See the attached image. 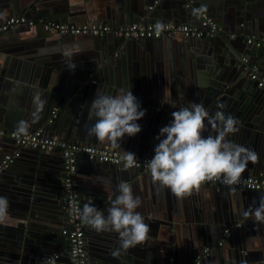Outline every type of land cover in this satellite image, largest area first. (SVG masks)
I'll return each mask as SVG.
<instances>
[{
    "label": "water",
    "instance_id": "1",
    "mask_svg": "<svg viewBox=\"0 0 264 264\" xmlns=\"http://www.w3.org/2000/svg\"><path fill=\"white\" fill-rule=\"evenodd\" d=\"M179 1H182L183 6L185 7H181L182 15L190 19L182 21H187L192 25L200 26L203 20V14L205 13L210 15L213 13L212 11L211 13L209 12V5L201 2V0ZM219 1L224 2V0H215V2ZM72 3V0H0V24L13 14L25 15L28 18H35L36 20H52L55 22L75 25L98 21V19L94 17L95 13L97 12L95 10L94 3L92 5L89 3L83 4L82 0H80V4L75 3L76 6ZM144 3L145 5H142V10L139 9L140 12L134 9V7H132V10L118 3L116 5L118 12H115V14L113 12V14H108L110 17L107 16L108 18L105 19L99 16V21L108 22L111 25L140 22L146 24L151 21V17L148 18L149 16H147L145 19H143L141 11L148 10L150 4L147 3L146 0H144ZM118 5L121 6L118 7ZM201 7L205 8L206 11L201 14H195L194 10L200 9ZM98 9L100 10H98V12L101 13L102 10L99 7ZM119 11L124 15H117ZM87 15L90 16L89 20L84 19V17ZM196 16L198 20L193 22L192 20ZM175 23L179 24L181 23V20H176ZM24 28L31 29L33 27L22 25L14 30L5 31L4 33H6L5 37L7 39L4 40L5 45L1 46L0 42V51L14 49L15 47H11L10 43L11 40L16 39L17 37H14L13 35L21 33L25 30ZM34 28L41 29V35L45 36L46 39L54 40L56 43L60 42L64 44L67 41L76 39L93 40L96 49L100 50L102 54H96L91 59L81 58L79 60L81 63H77L78 66H75L74 69H70V66L72 65L70 59L68 61L69 65H66L63 61L62 64H60L61 60H58L57 65H54V63H42V66H48V70L47 72H43L45 78L39 80L40 83H32L27 81L29 86L22 91V95L18 104L15 102H13V105L11 103L7 104L6 109L3 110L6 99L1 103L0 128L6 127V130H15V127L19 121H25L27 119V117L22 119V113L19 114V112L21 109L24 112L26 109H28L27 107L28 102L31 99V94L43 92L47 103L45 104L42 113L39 114V119L34 120L32 115V117L27 121L30 124L28 133L34 132L35 130L41 128L45 134L53 136L57 139H62L69 142L81 141L95 144L98 147L103 148L110 147V143H101L96 139L95 136H91V139H87V131H68L65 129L67 131L66 133L58 132L66 126L67 122L64 120V117L68 114L71 115L72 108L77 106L79 102H86V96L88 95L90 86L103 84L105 89L108 88V90L111 91L110 94H112L117 89L121 91L122 89L126 90L129 88L124 79L125 77L123 76L124 78L121 80L119 74L116 73L117 68L115 67L118 63L117 58L114 57V52L123 48L131 49L132 47L136 46L134 41L149 42V40H156V38H145L143 40L131 38L126 39L124 37H118L113 33H108L103 36L92 34H61L58 32H50L44 29L42 24H37ZM216 35L222 42L221 46L225 50L226 56L229 55L228 60L231 58V63H234L236 66V68L231 71H233L235 75L241 76V82H244V86L241 88L243 91L241 92L235 91L236 88L233 86L234 92L230 91L232 92V97L230 98L240 102L248 101L249 98L256 105H264V85L259 86V81L253 80L251 78V62L244 60V51L239 48L233 40L241 38L242 43L245 42L246 44L248 37L245 35L242 36L241 34L237 37H235L233 34L228 36L223 32V30L219 29ZM177 36L178 35H175L173 37ZM183 39L187 38L183 37ZM189 39H195V41L204 40L203 38L195 37ZM223 40L226 41V44ZM195 41L192 47L188 45L190 50L187 52V45H185L183 42H181L180 46L174 45L173 49L177 50V47H180V52H186L188 55H193L194 53L198 52ZM200 47L203 48L202 53L206 52L209 55H213L214 52L217 54L219 53L220 55V52H222L220 49L213 50L207 44H200ZM259 50L261 51L262 55H264V49ZM66 58H68L67 55ZM258 69L259 71H264V62L259 64ZM52 70L54 73L57 71L59 72L58 74H60L58 76H60L59 78L61 81L56 86L53 85L52 80L51 82H48L50 75L52 74ZM1 73L2 75H6L5 70H0V74ZM232 74L233 73H230L226 78L228 79L229 77H232ZM65 81H70L71 83H66V88L63 89L62 85ZM241 82H239V84H243ZM30 86L35 87V90L31 89ZM76 88L82 89L81 95H74ZM131 90L136 97L137 94H140L138 90ZM239 93H241V95H239ZM69 102L72 103L68 106ZM66 109H68L66 113L67 115L63 116V113ZM30 110L34 112L35 106L33 105ZM218 110H220L218 107L214 109L213 114H215V112ZM222 111H224L226 115L230 114L229 112H225V110ZM260 111L264 113L263 106L260 108ZM252 114L253 111L250 110L249 115L248 113H243L241 117L235 114L231 115L240 121V124L237 126L241 127L240 129L246 130L250 127H254L255 125L253 122L254 119L252 120L250 116ZM146 119L148 120V117L145 118V123ZM137 123L140 125L143 123V121L141 120L139 122L138 120ZM76 125L79 127V129L81 128V126H79V121L76 123ZM258 127L260 130H264V125ZM144 129L149 130L142 134L139 132L132 137L125 135V137L119 141L120 148L118 149L121 151H136L142 155L155 154L154 148L159 143V141L156 139V137L159 135V126L154 125L153 127L149 128L145 124ZM10 139L15 142L14 139ZM15 149L16 153H18L15 158V163L22 160L24 157L26 158L27 156H29V159L27 161L25 159L28 165L26 167V171L21 173V178H18L20 181L19 186L12 187V189L10 187V180L17 179V176L12 169H7L0 175V196H5L8 198L10 203L8 213L13 217L11 223H9L10 225H5L0 229L2 230L0 231V239H3V241L0 240L2 241L0 242V245L3 244V242L10 243V247H14L17 251V253L13 254H5L10 257V259L6 258V261L9 264H73L71 262L69 248L60 243V237L62 235L61 227H63V223L54 222V218L58 213L64 215L65 220L67 219L66 195L63 185L64 160L62 153L58 151L47 152L29 147L21 148L19 146ZM26 152H29L31 155H27ZM84 163H88L90 166L93 168L95 167L96 169L104 168L113 170L115 175L111 176L109 180H107V183L110 182L111 184L113 182L112 185L109 186L111 188L108 189L106 186L107 183L99 179H93L90 187H87L86 184H84L83 177L81 176V167ZM29 164L31 165L29 166ZM249 166L251 165H247V168L244 172L264 175V164L261 163V165L258 167L253 168ZM78 167V178L81 183L82 191V209L85 203L91 202L94 203L97 209L103 212L105 215H107L108 208L111 207L112 200H114L118 195L117 185L121 181L129 183L132 187L133 194L139 197L141 195L140 188L138 186L134 187L131 184L137 174L141 176L136 178V180L141 179L154 183L151 173L149 172L142 171L139 168L124 170L123 164L102 162L98 159L90 158L88 155L78 157ZM94 175L96 176L97 174L94 173ZM15 184L18 185L17 183ZM17 191L23 192V194H21V196H23V200H18V196H16ZM193 191L199 195L201 200L205 201L207 206L211 205L207 207V210H211L212 213L208 212L207 215H204V212H202L200 215H191V218L195 216V222L198 224L195 228L188 227V229H186L183 224V222L188 219V215L179 216L180 228L174 224V217H147L145 218V221L146 223L149 222L148 224L150 226V232L146 241L130 248L119 258H116L112 255V252L119 246L118 234L115 232L98 233L86 225L89 264H194L198 256L203 253L205 247H211L209 245L216 243L221 238L226 240L225 246L223 248L216 246L212 251L209 252V257L214 256L217 258L218 256V260H220L218 264H264L263 257L255 259L252 252L246 249L247 253L244 254L243 251L245 250H243V248L240 246L235 245L236 241L239 239H241V243L250 242L254 245V247L259 248L255 252L256 255H264V246L258 245V242L261 240V236L263 235L264 224L256 223L252 217L249 216L247 218L243 215V213L249 208L255 209L258 206L255 204V202L257 203L260 201V197L264 196V192L241 189L225 184H210L206 182L201 184V187L198 191L195 189ZM11 193H14L15 196ZM137 193H139V195H137ZM230 194L234 195V197H231ZM36 195L42 197V202L45 200V202L42 203L43 206L33 202L32 197L36 198ZM141 207L146 209L147 214L144 213L145 209L142 211L137 208L136 211L141 213V215H150V212L148 211L149 207L147 208L143 202L141 203ZM237 221H240L239 224H237ZM158 230H160L161 233H158ZM193 235H196L197 237L187 245V239ZM95 238L98 240L102 239V241L105 242V244H102L105 247L102 248L100 253L93 252L94 249L96 250V248L93 246ZM181 238L184 239L183 246L178 244ZM169 244L174 246V249H170V254L166 250V245ZM176 250L185 253L186 259L184 260L181 258L176 260L173 253ZM133 256L137 258H144L145 262L139 259H133ZM204 257L201 260V264H205ZM3 260L5 261L4 258Z\"/></svg>",
    "mask_w": 264,
    "mask_h": 264
},
{
    "label": "crops",
    "instance_id": "2",
    "mask_svg": "<svg viewBox=\"0 0 264 264\" xmlns=\"http://www.w3.org/2000/svg\"><path fill=\"white\" fill-rule=\"evenodd\" d=\"M72 1V4L75 6L76 4H80V0ZM82 2L83 4L89 3L90 5L94 3L95 10L97 11L94 17L98 19L97 22L100 23H103L104 21H99V16L105 19L110 17L108 14H115V12H118L116 6L118 3L124 7H128L129 9L134 7V9H136L138 12H140L139 9L142 8V5H145L144 0H82ZM146 2L149 3L150 6L148 10L141 11L143 19L149 16L148 18L151 17V21L158 20L161 22L175 23L176 20H181V23L179 24H191L187 21H182L190 20L188 17H184L181 13V7L185 8L182 1L146 0ZM201 2L209 5V12H213V15L210 14L209 16L215 19V21L219 24V30H223L226 35L229 36L233 34L235 37H237L241 34L242 36L245 35L246 37L252 36L264 38L262 37L264 36V0H224V2H215V0H201ZM121 5H118V7ZM98 7L102 10L101 13L98 12ZM119 14L124 15L120 11L117 13V15ZM89 17L90 16L87 15L84 17V19L89 20ZM197 20L198 18L196 16L192 21L194 22ZM34 27L31 29L24 28L25 30L19 33L20 35H13L14 37H17L16 39L11 40L10 43L11 47H15L14 49L0 51V70H5L6 72V75H2V73L0 74V108L2 107L1 103L6 99L3 110L6 109L7 104L11 103L13 105V102L16 104L19 103L22 91L29 86L27 81L32 83H40L39 80L45 78L43 72H47L48 66H42V63H54V65H57L58 60H61L60 64H62L63 61L66 65H69L68 61L70 59L72 64L74 63L75 66H78L77 63H81V61H79L81 58L91 59L96 54H102L100 50L96 49L93 40L76 39L67 41L64 44L60 42L56 43L54 40L46 39L45 36L40 34V31L42 30L36 29ZM5 35L6 33L0 31L1 46L5 45L4 40L7 39ZM177 35V37L164 35L160 39L156 38V40H149V42L134 41L136 46L132 47L131 49L123 48L114 52V57L117 58L118 63L115 67L117 68L116 73L119 74L121 80L125 77L124 79L129 88L138 90L140 92V94H137V99L141 104V108L146 110L145 115L139 120V122L141 120L143 121V123L140 124V133H146L149 130H146L147 128L144 129L145 124L149 128L153 127L154 125L159 126L160 131L163 125L165 126L169 124L172 120L171 113L173 111H176L181 107L188 106L190 102L202 103L210 114H213L214 109H216L219 104H223L225 106L220 110H225V112H229L230 114H235L240 117L243 115V113H248L249 115V111L252 110L253 114L250 116L252 120H255H253L255 124L254 127H250L246 130L240 129L238 133L231 134L228 139L237 144L240 143L255 150L259 157L258 162L255 164L249 162L248 165H251L249 167H258L261 165V163L264 164V130H260L258 127L264 125V113L260 111V108H262V106L264 107V105H256L249 98L248 101L243 102L230 98L232 97V92L230 91H233V86L236 88L235 91L241 92L243 91L241 88L244 86V82H241V76L235 75V73L231 71L236 68V66L234 63H231V58L228 60L229 55L226 56L225 50L221 46L222 42L220 38L215 35L213 37L203 38L204 40L202 41H195V39H183L181 34V36L179 34ZM233 40L235 41V44L244 51L243 57H247L248 61L251 62V65L257 64L259 68V64L264 62V55H262L261 51L257 48H254L253 46H248L250 44L247 42L246 44L245 42L242 43L241 38ZM194 41L196 43L198 52L194 53L193 55L186 54V52L190 50L188 45L192 47ZM223 41L226 44V41ZM181 42L187 45L185 53L180 52V47H177V50L173 49L174 45L180 46ZM200 44H207L213 50L220 49L222 52H220V55L219 53L217 54L215 52L213 55H209L206 52L202 53L203 48L200 47ZM65 53H71V56L67 55L68 58H66ZM53 70L51 71L52 74L50 75L48 82H51L52 80L53 85L56 86L61 81L59 78L60 76H58L60 74H58L59 72L57 71L54 73ZM230 73H233L232 77L227 79L226 77L229 76ZM259 75L260 77L264 78V71L260 70ZM239 82L243 84H239ZM66 83L71 82L65 81L62 85L63 89L66 88ZM30 88L35 90V87L30 86ZM97 89H100L108 94L111 92L108 90V88L105 89L103 84L90 86L88 95L86 96V102H79L77 106H74L71 110V115L66 114L68 109L64 111L63 116L67 115L64 117V120H66L67 124L58 133H66V130L86 132V126L90 127L95 122L94 120L88 119V110L92 100L95 98ZM81 91L82 89L76 88L74 95H81ZM119 92L120 90L117 89L111 95H116ZM39 93L41 94V99L45 100L43 92ZM34 95V93L31 94V99L28 102V109H26L25 112L21 109L19 112V114L22 113V119L27 117L25 121H28L32 117L33 112L30 109L34 105ZM239 95H241V93H239ZM71 103L72 102H69L68 106ZM146 117H148V120L146 119L145 123ZM78 121L79 126H81L80 129L76 125ZM2 128L5 129L6 127ZM209 134H215L212 132L210 127L207 131H205L204 135L206 136ZM87 137V139H91V136L88 135ZM16 147H18V145L9 137L0 138V159H2L6 153H16ZM26 154L31 155L29 152H26ZM25 159L27 161L29 156L26 158L24 157L22 160L16 163L14 161L9 168L12 169L17 176V179L14 178L15 180H10L11 189L12 187L19 186L20 184L18 178H21V173L26 171V167L28 165ZM30 165L31 164H29V166ZM81 170V176L83 177L84 184H86L87 187H90L93 179H99L107 183V180H109L111 176L115 175L113 170L104 168L96 169L95 167L93 168L90 166L88 163H84L81 167ZM94 173L97 175L95 176ZM1 174L2 172L0 175ZM140 176L141 175L137 174L132 181L133 183L131 182V184L134 187L138 186L140 188V199L147 208L149 207L148 211L152 216L143 215L145 218L174 217V224L180 228L179 216L188 215V219H184L185 221L183 222L184 227L188 229V227L195 228L197 226L198 223L195 222V216L197 214L200 215L202 212H204V215H207L208 212H211V210H207V207L211 205L207 206L205 201L201 200L199 195L194 191H192L190 195L178 199L174 194H172L170 189L162 188L158 183H152L151 181H144L141 179L136 180V178ZM112 183H107L106 186L108 189L111 188L109 186H111ZM11 194L15 196L14 193ZM21 194H23V192H16V196H18L17 198L19 201L23 200V196H21ZM137 195H139V193H137ZM231 197H234V195H231ZM32 200L35 204H39L40 206H43L42 203L45 202V200L42 202V197L38 195H36V198L32 197ZM255 204L259 205V201L257 203L255 202ZM138 209L143 211L145 208L140 206ZM144 213L147 214L146 209ZM193 214L195 216L191 218L190 216ZM12 219L13 217L8 213L5 221L0 224V229L5 225H10L9 223H11ZM54 222H61L63 223L64 227L67 219L65 220L64 215L58 213L54 218ZM237 222V224H239L240 221ZM63 227H61V230ZM157 232L161 233L160 230ZM196 237V235H193L187 239L186 244H190ZM0 240L3 241V239ZM183 240V238L179 240L178 244L180 246H183ZM94 241L95 242L93 246L96 248V250L94 249L93 252L100 253L102 248L105 247L102 245L105 244V242L102 241V239L98 240L97 238H95ZM219 241H223L225 246L226 240L221 238L216 243L209 245L212 247V250L216 247ZM241 242V239H239L236 241L235 245L243 248V250H245L243 251L244 254H246L248 250L253 253V257L255 259H259L260 257H263L264 259L263 254H255L259 248L254 247V245L250 242ZM60 243L68 248L67 240L65 237H63V235L60 237ZM258 245L264 246V229L263 235L261 236V240L258 242ZM171 248L174 249V246L170 244L166 245V250L169 254ZM0 252V264H9L6 261V258L10 259V257L7 255H9V253H17L14 247H10V243L5 242L0 245ZM173 253L176 260L181 258L184 260L186 259L185 253L182 251L180 252L176 250ZM209 255L210 253L204 257L205 264H218V262H220V260H218V256L215 258L214 256L209 257ZM133 259H139L145 262L144 258H137L133 256Z\"/></svg>",
    "mask_w": 264,
    "mask_h": 264
},
{
    "label": "clouds",
    "instance_id": "3",
    "mask_svg": "<svg viewBox=\"0 0 264 264\" xmlns=\"http://www.w3.org/2000/svg\"><path fill=\"white\" fill-rule=\"evenodd\" d=\"M205 8L195 9L201 14ZM163 24L156 25L157 31ZM71 56V53H65ZM75 64L70 66L74 69ZM46 100L36 92L33 97L35 111L34 120L39 119ZM218 109L225 106L219 104ZM146 113L130 88L122 89L118 94L111 95L100 89L96 90L92 100L88 119L95 122L86 126L89 136H95L101 142H108L113 148H120L119 141L125 135L132 137L141 131L137 123ZM172 120L161 127L156 139L159 143L154 148V156L148 160V168L154 183L162 188L170 189L178 199L184 198L199 190L205 181L219 180L232 186L240 181L241 174L249 162H258L255 150L228 139L231 134L238 133L240 121L231 114L218 110L210 114L202 103L190 102L171 113ZM30 124L21 120L15 127V134L27 135ZM215 134L204 135L208 128ZM137 158L135 153L126 151L123 157V169L134 167ZM118 195L111 202L107 215L97 209L94 203H85L78 212L81 222L96 232H115L118 234L119 246L112 255L119 258L130 248L146 241L150 226L137 208L141 206L139 196L133 194L129 183L121 181L117 185ZM10 203L7 197L0 196V224L8 215ZM252 217L254 222L264 224V196L260 197L259 205L249 208L243 213Z\"/></svg>",
    "mask_w": 264,
    "mask_h": 264
},
{
    "label": "built area",
    "instance_id": "4",
    "mask_svg": "<svg viewBox=\"0 0 264 264\" xmlns=\"http://www.w3.org/2000/svg\"><path fill=\"white\" fill-rule=\"evenodd\" d=\"M163 24V28L157 31L156 25ZM37 24H42L44 29L50 32H58L61 34H92L103 36L108 33H113L118 37L126 39H145V38H161L162 36H175L181 34L185 38H206L216 35L219 24L211 16L203 14L201 25H191L188 23L177 24L174 22H161L158 20L144 23L118 24L111 25L109 23L88 22L84 24H67L55 22L52 20H36L28 18L25 15H11L0 24V31L5 32L14 30L22 25L34 27ZM247 43L258 49H264V38L248 37ZM248 61V58H244ZM252 66L251 78L258 80L259 86L264 85V78L260 77L258 65ZM0 137H9L15 140V143L21 147H29L47 152H61L64 160V177L63 185L66 195V211L67 222L62 228L61 233L66 237L67 246L69 248L71 262L73 264H89V250L87 248L86 225L81 222L78 212L82 211L81 203V183L78 178L79 167L78 157L88 155L90 158L98 159L102 162H110L113 164H123V157L126 151H121L118 148H113L112 145L107 148L98 147L95 144L76 141L69 142L62 139H57L47 135L39 128L27 135L17 136L15 130H6L0 128ZM136 162L133 168H139L142 171L150 172L148 168V160L154 154L142 155L136 151ZM18 153H6L0 161V173L10 168L15 161ZM206 183L222 185L219 180L205 181ZM241 189L257 190L264 192V175L252 174L243 172L240 181L236 185H232ZM218 246H223L224 242L219 241ZM212 247H206L204 253H208ZM200 263V259L197 260Z\"/></svg>",
    "mask_w": 264,
    "mask_h": 264
},
{
    "label": "flooded vegetation",
    "instance_id": "5",
    "mask_svg": "<svg viewBox=\"0 0 264 264\" xmlns=\"http://www.w3.org/2000/svg\"><path fill=\"white\" fill-rule=\"evenodd\" d=\"M216 246H218V245H216ZM223 246H224V245H223ZM223 246H218V247H223ZM205 248H206V247H205ZM205 248H204V249H205ZM210 251H211V250H210ZM210 251H209V252H210ZM209 252H208V253H209ZM208 253H204V250H203V253H201V254L198 256V258L196 259V261L194 262V264H198V263H197V260H198V259H200V263H199V264H201V260H202V258H203L206 254H208Z\"/></svg>",
    "mask_w": 264,
    "mask_h": 264
}]
</instances>
